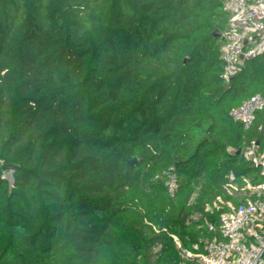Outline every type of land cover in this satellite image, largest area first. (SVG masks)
<instances>
[{
	"label": "trees",
	"instance_id": "obj_1",
	"mask_svg": "<svg viewBox=\"0 0 264 264\" xmlns=\"http://www.w3.org/2000/svg\"><path fill=\"white\" fill-rule=\"evenodd\" d=\"M228 24L225 0H0V264H178L172 234H213L230 174L262 179L264 108L230 111L264 51L225 80Z\"/></svg>",
	"mask_w": 264,
	"mask_h": 264
},
{
	"label": "built area",
	"instance_id": "obj_2",
	"mask_svg": "<svg viewBox=\"0 0 264 264\" xmlns=\"http://www.w3.org/2000/svg\"><path fill=\"white\" fill-rule=\"evenodd\" d=\"M225 9L229 24L222 34L221 57L222 77L228 81L237 72L239 62L264 51V0H225ZM263 108L264 96L254 94L234 107L230 115L249 128L256 112ZM242 152L259 170L261 181L245 180L239 185L231 173L224 189L229 197L240 200L219 196L213 205L208 204L206 211L220 212L218 228L207 221L206 228L213 235L201 237L192 248H185L179 237L172 234L181 256L178 264H264V150L253 141ZM165 185L172 195L177 193L178 176L169 173Z\"/></svg>",
	"mask_w": 264,
	"mask_h": 264
},
{
	"label": "water",
	"instance_id": "obj_3",
	"mask_svg": "<svg viewBox=\"0 0 264 264\" xmlns=\"http://www.w3.org/2000/svg\"><path fill=\"white\" fill-rule=\"evenodd\" d=\"M217 36H219V33L216 32L215 33ZM247 42V40H245V43ZM241 58H244L243 55H241ZM240 151V150H239ZM138 162V159L135 157V158H128L127 159V163H126V167L129 168L130 166L136 164Z\"/></svg>",
	"mask_w": 264,
	"mask_h": 264
},
{
	"label": "rangeland",
	"instance_id": "obj_4",
	"mask_svg": "<svg viewBox=\"0 0 264 264\" xmlns=\"http://www.w3.org/2000/svg\"><path fill=\"white\" fill-rule=\"evenodd\" d=\"M240 64H241V63L239 62L238 65H237V67H238ZM3 176L9 180L10 184H11V183L13 182V180H14V178H13V173H12L11 170H6V171L4 172V174H3ZM195 195H196V193L194 194V197H195Z\"/></svg>",
	"mask_w": 264,
	"mask_h": 264
},
{
	"label": "crops",
	"instance_id": "obj_5",
	"mask_svg": "<svg viewBox=\"0 0 264 264\" xmlns=\"http://www.w3.org/2000/svg\"><path fill=\"white\" fill-rule=\"evenodd\" d=\"M228 198H232V200H234L235 202H238L240 200V198H238V197H228ZM211 235H213V234H211Z\"/></svg>",
	"mask_w": 264,
	"mask_h": 264
}]
</instances>
